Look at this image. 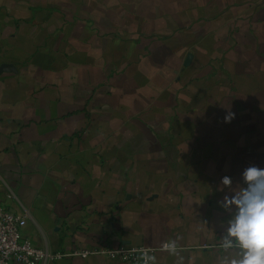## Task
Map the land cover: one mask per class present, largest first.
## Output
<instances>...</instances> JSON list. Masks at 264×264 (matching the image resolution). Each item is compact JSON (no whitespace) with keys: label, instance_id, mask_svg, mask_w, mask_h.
<instances>
[{"label":"crops","instance_id":"0c3cea01","mask_svg":"<svg viewBox=\"0 0 264 264\" xmlns=\"http://www.w3.org/2000/svg\"><path fill=\"white\" fill-rule=\"evenodd\" d=\"M263 115L264 0H0V204L36 249L235 257L221 179L264 169Z\"/></svg>","mask_w":264,"mask_h":264},{"label":"clouds","instance_id":"9594fccd","mask_svg":"<svg viewBox=\"0 0 264 264\" xmlns=\"http://www.w3.org/2000/svg\"><path fill=\"white\" fill-rule=\"evenodd\" d=\"M235 113L229 112L225 122H230ZM228 188L231 195H224L218 203L230 213L226 233L221 237L222 247L227 252L236 248L235 257H222L218 264H264V169L255 165L242 172V184L233 188L232 178L221 179L220 191ZM174 249V245H165Z\"/></svg>","mask_w":264,"mask_h":264},{"label":"built area","instance_id":"2783aa9c","mask_svg":"<svg viewBox=\"0 0 264 264\" xmlns=\"http://www.w3.org/2000/svg\"><path fill=\"white\" fill-rule=\"evenodd\" d=\"M27 215L7 211L0 204V264H51L64 258L86 259L102 255L124 264H152L155 250L149 248H102L101 250L75 251L70 254L49 253L32 247L22 232Z\"/></svg>","mask_w":264,"mask_h":264},{"label":"rangeland","instance_id":"374dc122","mask_svg":"<svg viewBox=\"0 0 264 264\" xmlns=\"http://www.w3.org/2000/svg\"><path fill=\"white\" fill-rule=\"evenodd\" d=\"M234 89H235V86L233 85L232 86ZM257 88H259V86H256V88L255 89H257ZM256 92H260V89L259 90H257ZM255 92V93H256ZM259 114V113H258ZM263 114V113H262ZM264 116V115H263ZM253 123H257V121L259 122L260 121V118H258V117H254L253 118ZM253 137H254V139L253 140H264V134H263V137L261 136V134H259V133H255V134H253Z\"/></svg>","mask_w":264,"mask_h":264}]
</instances>
